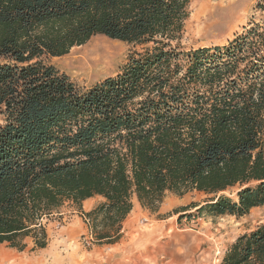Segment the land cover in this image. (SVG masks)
<instances>
[{"label": "trees", "instance_id": "1", "mask_svg": "<svg viewBox=\"0 0 264 264\" xmlns=\"http://www.w3.org/2000/svg\"><path fill=\"white\" fill-rule=\"evenodd\" d=\"M188 2L0 0V246L45 247L65 203L97 244L119 239L133 195L155 211L169 193H202L181 211L210 217L264 206V30L179 50ZM94 35L146 47L88 87L48 62ZM219 264H264V223Z\"/></svg>", "mask_w": 264, "mask_h": 264}, {"label": "rangeland", "instance_id": "2", "mask_svg": "<svg viewBox=\"0 0 264 264\" xmlns=\"http://www.w3.org/2000/svg\"><path fill=\"white\" fill-rule=\"evenodd\" d=\"M262 4H264V0H189L187 7L188 16L184 21L182 36L178 40L179 50L188 51L214 48L216 46L223 47L236 34H242L252 27L256 26L259 31L264 30V7H261L264 5ZM200 6L202 7L200 8ZM145 47L146 45L110 39L104 35H94L86 43L73 46L67 54L49 58L48 62L60 72L69 76L74 83L79 86L88 87L108 76L115 75L119 68L127 62L130 55L143 52ZM96 49L98 50L96 51ZM73 60H77V65ZM90 63L93 64L92 67ZM86 69L88 70L84 72ZM2 121L3 116L0 112V123ZM238 190V185H236L224 191L223 194L234 199ZM174 196L187 205L190 203L204 204L206 199L205 194L197 192H189L183 196L169 193L163 199L161 203L162 207H165ZM72 210L73 207L65 203L60 208V213H54L47 221L46 229L50 246L47 243L44 249L38 250L34 246L31 237L25 239L26 245L22 250L10 247L6 243L2 244L0 246V264H18L15 261H7L9 256L5 255V253L10 249L19 256L26 257V259L33 260L32 258H40L38 264H49L48 262L53 259L52 257L62 260L64 254L72 249L68 248L67 243H65L67 239H72V241L77 240L83 246V249H89L91 244L94 243L91 231L87 235L76 234L73 238L70 235L72 230L64 228L68 223L69 217L74 215ZM176 210H169L167 214L174 215ZM189 210L178 214L176 221L178 226L188 227L189 225H194L193 227L196 226L199 230L201 250L204 256L202 264H219L225 250L239 234L253 229L258 224L264 223V206L255 207L246 216L239 218L230 215L210 217L205 214L198 215L196 208H189ZM79 216L82 217L81 214ZM191 220L193 221L192 223ZM72 228H75V225H72ZM89 235L91 236V241L89 244H86ZM76 259L79 260L78 258ZM82 264L95 263H92L91 259H82Z\"/></svg>", "mask_w": 264, "mask_h": 264}, {"label": "crops", "instance_id": "3", "mask_svg": "<svg viewBox=\"0 0 264 264\" xmlns=\"http://www.w3.org/2000/svg\"><path fill=\"white\" fill-rule=\"evenodd\" d=\"M103 201L104 198L100 195L89 197L83 200L81 210L84 213L90 212ZM131 202L132 209L122 221L120 237L117 241L110 244L92 243L89 249H83V246L77 240L72 241L70 239V241L67 239L65 243H67L68 248L72 249L64 254L62 260L52 257L53 259L48 263L82 264V259H91V262L95 264L203 263L202 259H204V256L201 250L199 230L196 226L193 227L194 225H189L188 227L178 226L176 221L178 214L186 212L181 210L187 204L174 196L165 207H162L161 204L157 210L152 211L143 207L135 195L132 196ZM172 209H177L176 213L174 215L167 214ZM72 211L74 215L69 217L68 223L64 228L72 230L70 235L73 238L76 234H89V225L79 216L81 213L74 208ZM72 225H75V228H72ZM48 246H50V243H48ZM44 248H38V250ZM5 255L9 256L7 261H15L18 264H38L40 262V258L26 259V257L16 254L12 249L6 252Z\"/></svg>", "mask_w": 264, "mask_h": 264}, {"label": "bare ground", "instance_id": "4", "mask_svg": "<svg viewBox=\"0 0 264 264\" xmlns=\"http://www.w3.org/2000/svg\"><path fill=\"white\" fill-rule=\"evenodd\" d=\"M206 1V0H205ZM204 4H206V3H204ZM207 5V4H206ZM202 6H200V8H201ZM206 7V6H205ZM201 10V9H200ZM105 47V46H104ZM92 49V48H91ZM107 49V48H106ZM89 50V49H88ZM98 49H96V51H97ZM101 50V49H100ZM86 53V52H85ZM87 54V53H86ZM82 56H83V54H82ZM77 57H79V56H77ZM94 57V56H93ZM80 58V57H79ZM79 58H78V60H79ZM82 58V57H81ZM90 58H92V57H90ZM87 59V58H86ZM100 59V58H99ZM74 61V60H73ZM77 61V60H76ZM76 61H74L75 62V64L77 63ZM80 61V60H79ZM87 61H88V59H87ZM79 63V62H78ZM82 63H83V61H82ZM85 63V62H84ZM100 63H102V62H100ZM91 64V63H90ZM93 64H94V62H93ZM93 64H91L90 66L92 67V65ZM77 65V64H76ZM79 65V64H78ZM80 66V65H79ZM96 66V65H95ZM95 66H93V67H95ZM82 67V66H81ZM101 67V66H100ZM84 68H86V67H84ZM99 68V67H98ZM88 69H86V70H84V72L85 71H87ZM90 70V69H89ZM92 70V69H91ZM93 71V70H92ZM98 72V71H97ZM81 73V72H80ZM99 73H100V71H99ZM88 74H89V72H88ZM95 74V73H94ZM90 75V74H89Z\"/></svg>", "mask_w": 264, "mask_h": 264}, {"label": "built area", "instance_id": "5", "mask_svg": "<svg viewBox=\"0 0 264 264\" xmlns=\"http://www.w3.org/2000/svg\"><path fill=\"white\" fill-rule=\"evenodd\" d=\"M84 220L88 223V219L87 218H84ZM90 241H91V236L89 235V238H88V240L86 241V244H89L90 243Z\"/></svg>", "mask_w": 264, "mask_h": 264}]
</instances>
